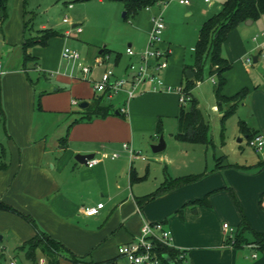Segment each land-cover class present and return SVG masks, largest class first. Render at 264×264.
<instances>
[{
  "label": "crops",
  "instance_id": "0c3cea01",
  "mask_svg": "<svg viewBox=\"0 0 264 264\" xmlns=\"http://www.w3.org/2000/svg\"><path fill=\"white\" fill-rule=\"evenodd\" d=\"M17 1L14 0L8 20L0 19V64L5 70L0 74V162L7 163V167L0 170V198L33 217L41 230L76 255L84 256V264H127L118 254V247L134 240L145 221L165 223L172 231L173 246L186 251L184 264H264V250L250 243L241 247L232 245L223 226L229 223L237 232L245 218L252 229L244 234L247 241H254V232L264 233V158L257 153L258 158L249 159L243 156L242 147L241 155L236 154L237 158L232 160L223 149L226 145L223 141L222 148L214 151V164L209 163L208 156L204 164L203 155H197L196 147L183 145L182 142L189 141L176 139L178 129L174 135L171 133L178 152L168 151L171 141L165 136V123L173 118L178 123L181 108L178 93L154 91L146 83L126 105L123 94L108 98L96 92L92 80L99 79L106 68L123 75L138 57L128 53L125 56L108 46L99 51L100 46L92 48L86 61L93 66V72L89 75L91 80L85 79L77 62L63 57L66 33L69 31L71 37L73 32H85L81 19H70L72 28L58 31L59 35L52 37L47 45L31 47L28 52L33 58L26 62L25 39L50 28L42 24L39 28L30 25L25 30L27 16ZM224 1L181 3L169 0L146 8L151 13L147 22H144L147 15L135 14L138 19L134 23L141 34L134 35L128 47L136 53L147 47L151 19L162 12L166 21L162 46H169L172 51L169 66L162 76L168 85H184L194 76L191 67L195 59L188 61V48L195 51L203 23L221 10ZM256 21L240 23L224 43L223 55L232 67L224 73L226 84L222 94L232 96L248 88L242 106L250 102L249 113L239 116V129L240 122H244L251 132L264 136V83L260 85L252 79L247 63L253 50L248 37L254 33L249 26ZM78 25L82 26L81 32L75 29ZM256 35L252 40L257 49V42L264 39L259 36L255 41ZM255 56L258 54L253 56V61ZM100 58L104 59L101 64L98 63ZM187 70L192 71V77H188ZM42 76L45 81H41ZM205 80L213 86L203 89L202 81H198L192 97L199 101L205 119L210 117V112H217L222 120L223 111L215 94L217 77L213 75ZM39 84L41 93L37 90ZM97 96H104L105 102L114 106V114L78 121L82 116L80 110L84 109L80 103L88 101L90 105ZM74 100L79 104H74ZM124 106H127L125 115L119 111ZM159 122L166 148L155 153L151 145L159 141ZM239 131V141L245 137L248 142V135ZM65 136L67 140L62 141ZM125 143L132 147L134 154L124 147ZM114 152L119 153L117 158L102 157V153ZM78 153L93 154L91 158L99 160L89 166L75 158ZM132 172L144 178L132 181ZM202 173L196 181L141 202L158 189L167 176ZM205 197L208 204L198 202ZM98 203H104L99 214L90 216L84 212L85 206ZM36 231L37 228L22 216L0 209L2 252L5 251L3 240L8 236L16 244L15 253H24L17 248ZM254 253L257 257H253ZM11 260L16 262L15 258ZM33 264H48L46 256L38 251ZM58 264L74 263L62 256Z\"/></svg>",
  "mask_w": 264,
  "mask_h": 264
},
{
  "label": "trees",
  "instance_id": "16d2710c",
  "mask_svg": "<svg viewBox=\"0 0 264 264\" xmlns=\"http://www.w3.org/2000/svg\"><path fill=\"white\" fill-rule=\"evenodd\" d=\"M121 1L125 4V17L127 18L129 14L134 15L147 6H154L160 1L166 0ZM10 2L11 0H0V19L2 22L7 21L10 16ZM25 14L27 15V11H25ZM262 15H264V0H225L221 10L207 19L201 27L199 39L195 47L194 66L191 67V70L194 72V76L187 79V83L184 85L186 91L192 95V90L195 88L198 81H203L209 76H216L217 84L215 86V94L219 107L223 111L222 122L235 113L237 106L249 93L248 88H243L232 96L222 94V89L226 84L224 73L232 67L231 62L223 55L224 43L229 33L237 28L240 23L246 22L250 19L258 20ZM31 24L32 20L26 19L25 30H27ZM57 35H59L58 31L44 29L40 36L26 38L23 43L25 61L27 62L33 58V56L28 52L31 47L36 45L45 46L52 37ZM188 103L189 104H181V108L177 116L178 131L176 133V139L192 143L212 144V140L209 137L210 124L205 119L204 114L199 107V101L192 97L191 101ZM114 112V106L110 103H106L104 96H97L88 107L80 110L82 116L78 119V121H91L94 118L107 117L114 114ZM240 129L243 133L248 135V138L257 134V132H251L244 122H240ZM162 132V124L159 122L157 126V134L161 135ZM63 140L66 141L67 136H65L62 141ZM63 145L65 146V144ZM217 166H220L219 161ZM6 167L7 163L0 162V170L5 169ZM203 174L204 173L197 175H185L176 178L167 176L162 185L154 192L142 198L141 202H147L176 187L196 181L200 179ZM143 178L144 177L137 176L134 172L131 173L132 181ZM198 202L208 204V199L205 197ZM0 209L17 213L37 228L36 234L17 248L18 251L24 252L25 257L28 260L36 262L37 253L38 251H41L46 256L48 264H58L62 256L70 259L74 264L85 263L84 256L76 255L61 241L41 230L33 217L6 204L1 198ZM246 232H252V229L247 220L244 218L239 230L236 232L234 241L232 242L229 239L230 243L236 247H241L243 244L245 245L249 243L255 244L258 250H264V233L254 232L253 234L255 239L253 242H249L244 235ZM160 249L162 253L168 254L172 260L171 262H168L164 258L166 264H184L185 259L180 258L182 253L180 249L165 245L160 246ZM184 252L186 251H183V253ZM4 257V252L0 250V260Z\"/></svg>",
  "mask_w": 264,
  "mask_h": 264
},
{
  "label": "rangeland",
  "instance_id": "374dc122",
  "mask_svg": "<svg viewBox=\"0 0 264 264\" xmlns=\"http://www.w3.org/2000/svg\"><path fill=\"white\" fill-rule=\"evenodd\" d=\"M70 2L74 7L70 8L68 6ZM17 4L22 10L27 11V19L32 20L31 25H34V28H39L42 24H45L53 31L64 32L65 29L72 28L71 22H64L65 17H69L73 21L81 19L85 32L82 34H76V32H73L71 37L64 36V38L67 40L65 46L78 50L85 63H88L86 61L88 52L93 50L92 48L99 46L100 48L98 51L104 46H108L109 48H115V50L122 52L126 56L131 38L137 33L141 34L135 24L138 19H136L135 14H129L127 18L124 16V13H126V7L121 0H104V2L100 0H18ZM13 9L14 0H11L9 7L10 13ZM145 9L146 8H143L139 12L142 15H147L144 18V22H147L148 16L151 13L147 12ZM154 11L155 9H152V12ZM249 27L254 31V35L261 34V32L264 31V15ZM42 31L43 30L38 31V36L42 34ZM253 34L248 37V43L251 48L253 47L249 57L259 54V50L255 47L256 43L252 40L254 36ZM194 53L195 51L188 48V61H191V59L192 62L194 61ZM3 60L5 63V59ZM247 63L250 66V76L252 79L256 83L262 85L264 83V61L259 59L257 62L253 61L250 63L247 60ZM40 78L41 81H45L43 76ZM211 85L213 86L211 82L208 83L206 80L201 82L203 89L206 87L208 88L209 86L211 87ZM37 90L39 93L42 92L40 84L38 85ZM242 104L243 102H241V105L239 104L240 106L238 105V110H236V112L228 117L223 123L218 115L219 113L210 112V117L207 115L208 118L206 119L210 124L209 137L212 140V144L204 145L193 144L190 142H182V144L189 147H196L195 151L199 153L197 155H200V153L203 155L204 164L206 163L207 156L209 163L214 164L212 158L214 151L217 148H222L220 146L223 141H226V145L223 149L232 160L237 158L236 154L241 153L240 151L242 147L244 149L242 153L243 156L249 159L258 158L259 155L249 146L245 137H243V141H239L241 136L238 124L239 116L241 118L243 114L249 113L250 102H248V106L245 107H243ZM165 128L167 131L165 136L171 141L168 151L177 153L178 149L173 146V141L175 143L176 140L172 137L178 129L177 120L175 118L168 120L165 123ZM190 151L193 153V150ZM237 151L239 152L237 153ZM3 242L6 256L1 260L0 264H9V261L12 258L16 259L17 264H33L32 261L25 257L24 253H15L16 244L12 239H9L8 236H5Z\"/></svg>",
  "mask_w": 264,
  "mask_h": 264
},
{
  "label": "built area",
  "instance_id": "2783aa9c",
  "mask_svg": "<svg viewBox=\"0 0 264 264\" xmlns=\"http://www.w3.org/2000/svg\"><path fill=\"white\" fill-rule=\"evenodd\" d=\"M169 0L160 1L155 5H161L167 3ZM181 3H189V0H179ZM209 1V0H207ZM69 7H73L70 2ZM150 9L151 6H147ZM65 22H70L69 17L64 18ZM152 28L149 32V38L147 47L139 52L132 47L127 48V53L132 56H137L138 60L132 61L126 68L123 75H118L114 69L106 68L99 79L92 80L94 89L96 92L101 93L108 98H112L117 95L123 94L125 96L126 105L135 98L142 85L149 83L151 89L154 91H170L175 90L179 95V102L186 104L192 99V95L186 91L185 85H178L176 87L168 85L162 76V73L169 66V58L171 55V48L169 46H162L163 34L166 29V21L162 12L155 14L152 19ZM77 32L82 31V26L75 27ZM70 32L66 33L69 36ZM259 36L264 39V31L261 34L254 37L257 41ZM257 49L259 50L258 57L264 61V41L257 42ZM63 57L68 61L77 62L79 69L82 71L85 79H90V74L93 72V66L85 63L78 50L66 47L63 51ZM108 57V56H106ZM250 63L253 62V57L247 59ZM104 59L100 58L98 63H103ZM5 70L0 64V74H4ZM212 82H216L215 78L211 79ZM74 104H79L78 100L73 101ZM122 114L127 113V106L122 107L119 110ZM1 117V112H0ZM248 144L254 149L256 153L264 158V136L261 134H255L248 138ZM124 147L128 149L131 154L133 149L127 143ZM119 153L114 152L111 155L108 153H102L103 158L112 157L117 158ZM99 159L91 158L87 160L89 166H93ZM104 207V203H98L97 205H89L84 207V212L87 215L93 216L99 214L101 208ZM230 240L233 242L236 235V229L224 223ZM165 245L169 247L173 246L172 231L165 225L163 221H145L140 233L129 243L121 244L118 247V254L125 258L127 264H166L164 259V253H162L160 246ZM254 246V245H251ZM182 251L180 258L186 259V252ZM257 253L253 254V257H257ZM10 264H16L14 260L10 261Z\"/></svg>",
  "mask_w": 264,
  "mask_h": 264
},
{
  "label": "water",
  "instance_id": "95a60500",
  "mask_svg": "<svg viewBox=\"0 0 264 264\" xmlns=\"http://www.w3.org/2000/svg\"><path fill=\"white\" fill-rule=\"evenodd\" d=\"M125 15H126V13H124V16ZM252 22H253L252 19L246 21L247 24H251ZM257 59H258V56H255L254 57V61H257ZM187 75H188V77H192L193 76L192 71L187 70ZM88 105H89V102L88 101H83V102L80 103V107L81 108H86ZM116 113H119V111H116ZM165 148H166V141L164 139V135L161 134L158 143L152 144L151 145V149H152L153 152L158 153V152L163 151ZM92 156H93V154H91V155H85V154L78 153L75 158L79 162L86 163L87 162V159L91 158ZM0 238H1V235H0ZM164 258L168 262H171L172 261L171 258H170V256L168 254H164Z\"/></svg>",
  "mask_w": 264,
  "mask_h": 264
}]
</instances>
